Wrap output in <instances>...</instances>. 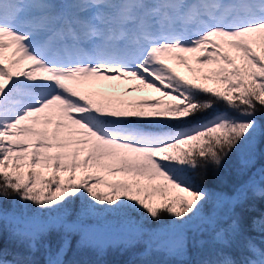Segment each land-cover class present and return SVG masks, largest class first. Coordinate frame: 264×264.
<instances>
[{
	"label": "snow or ice",
	"instance_id": "6c2138e0",
	"mask_svg": "<svg viewBox=\"0 0 264 264\" xmlns=\"http://www.w3.org/2000/svg\"><path fill=\"white\" fill-rule=\"evenodd\" d=\"M141 89L159 95H134ZM259 112L264 0H0V198L22 209L9 215L0 201V228L26 247L11 260L0 251V264H35L55 228L99 254L111 228L103 214L137 209L157 222L200 221L195 231L210 230L215 246L200 264H264L235 215L249 189L264 196V172L207 212L209 193L190 176L237 151L250 163L264 137ZM73 199L82 208L72 223L25 211L59 212ZM225 202L232 215L221 226ZM253 225L264 231V218ZM154 235L168 237L156 247L184 253L173 227ZM69 243L45 245L46 264H64ZM234 244L251 256L238 262Z\"/></svg>",
	"mask_w": 264,
	"mask_h": 264
},
{
	"label": "trees",
	"instance_id": "16d2710c",
	"mask_svg": "<svg viewBox=\"0 0 264 264\" xmlns=\"http://www.w3.org/2000/svg\"><path fill=\"white\" fill-rule=\"evenodd\" d=\"M178 71L184 68L176 65ZM186 69V68H185ZM186 76L190 73L186 70ZM223 105H219L213 111H224ZM257 119L264 126V112L257 113ZM246 158L244 151L232 153L223 167L219 169L209 168L206 174L200 172L190 173V176L195 178L200 186L204 187L209 193V200L204 206L205 212L217 206L218 197H233L237 190L242 186L247 185L250 180L259 182L261 173L264 172V137H258L256 142V151L254 158L250 163L245 165L242 160ZM264 187V184L260 185ZM3 208L11 215L13 212H20V202L15 199L0 198ZM82 201L73 199L64 209L57 211H39L34 205L29 203L28 214L36 215L48 220H55L57 217L67 223H72L81 219L80 213ZM220 225L225 226L230 223L229 205L225 202L220 206ZM235 215L240 218L243 229V234H248L258 226L253 225V221L264 218V196L254 195L253 191H247V198L243 203L236 206ZM89 224H96L95 218H86ZM101 223L107 222L111 228L101 239L103 251L99 254L92 248H82L80 246V235L76 232H66L63 228L53 229L47 236L44 237L42 243L37 244V249L32 253L31 259L35 264H46L48 249L45 245H49L51 250L55 251L61 241L66 237L70 242L62 255L64 264H193L197 258L201 257L202 251L209 246L208 240L212 236L210 230L196 232V226L200 223L194 220L185 225L176 224L168 216H165L163 221L146 217L139 209L129 211L126 214L109 215L103 214ZM133 226H140L139 232L134 230ZM173 227L177 235H182L186 241V255L182 258H177L173 253L164 248L156 247L160 239H168V237H157L154 234L159 233L163 228ZM254 233V232H251ZM257 234L259 237L264 236V231ZM195 241H204L201 246ZM256 246L264 249V244L258 241L253 242ZM152 246L151 254L146 255L145 250ZM231 252L234 259L238 262L245 256H250L246 249L234 244L232 248L227 249ZM0 251L6 253L5 259L11 260L14 254L18 252H26V247L17 238L11 234V229L8 223H4L0 228Z\"/></svg>",
	"mask_w": 264,
	"mask_h": 264
},
{
	"label": "rangeland",
	"instance_id": "374dc122",
	"mask_svg": "<svg viewBox=\"0 0 264 264\" xmlns=\"http://www.w3.org/2000/svg\"><path fill=\"white\" fill-rule=\"evenodd\" d=\"M181 74H183V75L186 74V69L185 68H183L181 70ZM109 91H111V89H109ZM134 95H136V96H157V95H159V93L155 92L152 89H141V90L137 91L136 93H134ZM225 226H227V225H225ZM260 231H261L260 228L259 229H255V231H251V232H254V233L250 232L248 234H245L244 237L247 238V239H250L252 242L260 240V242L264 244V236L259 237L257 235V234H259L258 232H260ZM208 242H209V246L206 247V249L202 251L203 255L201 257L197 258L196 261H194L193 264H200V262L202 260L207 259L209 257V255L212 253V251H213V249L215 247L214 244H213V241H212V236L210 237ZM185 251H186V248H185L183 254H180V255L174 254V255L177 258L185 257V255H186Z\"/></svg>",
	"mask_w": 264,
	"mask_h": 264
}]
</instances>
